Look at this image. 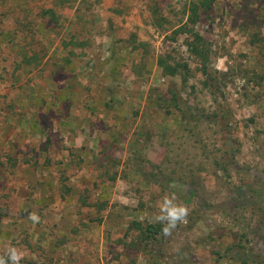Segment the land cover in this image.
Returning <instances> with one entry per match:
<instances>
[{
  "label": "rangeland",
  "instance_id": "rangeland-1",
  "mask_svg": "<svg viewBox=\"0 0 264 264\" xmlns=\"http://www.w3.org/2000/svg\"><path fill=\"white\" fill-rule=\"evenodd\" d=\"M0 207L20 264H264V0H0Z\"/></svg>",
  "mask_w": 264,
  "mask_h": 264
},
{
  "label": "clouds",
  "instance_id": "clouds-1",
  "mask_svg": "<svg viewBox=\"0 0 264 264\" xmlns=\"http://www.w3.org/2000/svg\"><path fill=\"white\" fill-rule=\"evenodd\" d=\"M172 187L177 186L172 185ZM189 215V208L182 202H178L173 193L164 195L159 201L154 220L162 225L161 234L164 237H170L179 225L187 224ZM30 218L34 224L41 222L40 216L35 211L30 213ZM22 259L21 251L15 246H10L4 255H0V264H20Z\"/></svg>",
  "mask_w": 264,
  "mask_h": 264
},
{
  "label": "trees",
  "instance_id": "trees-1",
  "mask_svg": "<svg viewBox=\"0 0 264 264\" xmlns=\"http://www.w3.org/2000/svg\"><path fill=\"white\" fill-rule=\"evenodd\" d=\"M215 1L216 0H201V3L204 6H207V5H209V4H211L212 2H215ZM47 14H50V16L53 19H55V20L58 19L56 13L53 10H48L47 11ZM167 72L169 74H171V75H176L177 74V68L168 67L167 68ZM171 97H172V100L175 102L176 106H178V104H177L178 99H177V96H176V92H173V95ZM161 104H159V105H161ZM178 107L180 108V106H178ZM180 112H181V108H180ZM11 161H14L15 162L14 163L15 165L18 164L19 162H21L23 164H29V163L32 164V162H30L28 160V158H27V160H17V159L9 158V160L8 159L6 160V163L5 162H1V165L2 166H5V168H7V166L11 165V164H9V162L11 163ZM38 163L39 162H38L37 159H35L33 161V165L35 167L37 166ZM48 163H51V162L49 161ZM0 210H1V207H0ZM161 228H162V225L161 226L160 225L156 226V225H153V224L148 225L147 228H146V230L142 233L143 238L141 239V241H143V242H145V241H151L154 236H156V235H158V234L161 233ZM242 264H247V263L244 261V262H242ZM248 264H262V262H258V263L252 262V263H248Z\"/></svg>",
  "mask_w": 264,
  "mask_h": 264
}]
</instances>
